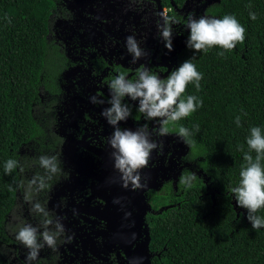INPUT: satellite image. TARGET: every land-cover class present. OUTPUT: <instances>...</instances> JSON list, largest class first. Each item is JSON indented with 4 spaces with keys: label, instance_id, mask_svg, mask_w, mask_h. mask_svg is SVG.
Returning a JSON list of instances; mask_svg holds the SVG:
<instances>
[{
    "label": "trees",
    "instance_id": "obj_1",
    "mask_svg": "<svg viewBox=\"0 0 264 264\" xmlns=\"http://www.w3.org/2000/svg\"><path fill=\"white\" fill-rule=\"evenodd\" d=\"M55 1L0 0V264H9L1 246L12 242L7 226L22 192L20 151L31 143L43 144L47 134L37 109L40 94L56 90L55 51L48 41ZM186 1L163 4L180 8ZM250 12L256 13L255 20ZM203 13L214 19L234 16L245 39L231 51L216 46L194 52L187 46V19L194 14L174 15L185 29L176 69L190 60L203 77L199 91L190 83L181 97L194 95L203 106L176 125L191 133L186 159L205 185L199 181L180 196L154 198L162 209L151 215V264H264V227H251L231 193L246 166L251 128L264 134V0H218ZM250 154L255 159L256 153ZM10 159L18 166L6 173ZM254 215L264 219V208Z\"/></svg>",
    "mask_w": 264,
    "mask_h": 264
},
{
    "label": "flooded vegetation",
    "instance_id": "obj_2",
    "mask_svg": "<svg viewBox=\"0 0 264 264\" xmlns=\"http://www.w3.org/2000/svg\"><path fill=\"white\" fill-rule=\"evenodd\" d=\"M132 1L139 8L147 4L154 7L153 38L142 40L136 29L124 30L123 24L104 26L79 15L68 36L56 32L50 37L49 30L48 41L55 51L52 64L56 72V90L52 96L67 104L70 124V129L65 131L54 126L55 140L67 162L66 171L57 172L53 184L57 188L53 191V199H57L56 213L55 208H51L64 227L56 245L57 264H151V215L162 209L154 198L169 196L166 187L182 190L180 194H173L180 196L186 187L179 182V177L194 173L186 159L190 146L178 136L177 125L169 124L168 134L159 135L162 126L159 120H148L137 110L138 102L127 97L124 102L131 107V116L118 127L135 131L147 124L151 139L158 147L151 153L148 167L140 171L141 183L145 185L142 189L123 187L120 174L113 167V150L108 139L114 129L101 115L110 106L108 85L121 72L126 73V78L134 79L142 67L166 79L176 70V52L185 31L174 15H187L179 14L176 10L179 8L172 4L165 6L163 0ZM60 3L61 0L55 1L50 24L53 17L57 21L63 19V13H57ZM163 14L178 21L173 25L172 52L164 47L158 31ZM194 17L197 18L195 14ZM69 19L70 23L74 16ZM128 36H134L146 53L136 63H132V54L126 48ZM92 97L104 102L93 103ZM57 108L62 113L63 107L58 105ZM181 144L182 149L177 152ZM194 174L202 179L200 173ZM75 246L78 256L70 253Z\"/></svg>",
    "mask_w": 264,
    "mask_h": 264
},
{
    "label": "clouds",
    "instance_id": "obj_3",
    "mask_svg": "<svg viewBox=\"0 0 264 264\" xmlns=\"http://www.w3.org/2000/svg\"><path fill=\"white\" fill-rule=\"evenodd\" d=\"M249 17L252 20L257 18L254 12H250ZM177 23L178 21L173 17L163 14L162 23L158 25V31L168 52L174 50L173 25ZM187 28L189 30L187 46L194 52H207L208 49L216 46L225 51H231L235 49L237 43H243L245 39L244 27L230 15L222 19L207 17L196 19L190 15L187 19ZM126 48L132 54V63H136L146 54L134 36L126 38ZM218 55L223 56L224 53L221 52ZM202 78V73L196 70V66L190 60H186L166 79H161L147 67H142L134 79L126 78V73L121 72L111 80L108 85L110 99L107 101L110 106L104 109L101 115L114 129L108 143L113 150L111 153L113 167L120 174L123 187L130 186L133 190L145 187L141 183L140 171L148 167L151 153L158 147L157 143L151 139L147 124L135 131L118 127L120 122L126 121L131 116V107L124 102V98L138 102L137 110L148 120L158 119L162 125L159 128V135H167L169 124L175 125L203 106V101L198 100L194 95L181 98L190 83H193L199 91ZM92 102L103 103L104 101H98L96 97H92ZM235 122L239 126L240 118L237 117ZM196 130L199 131V126ZM177 132L185 143H191L188 139L191 136L188 128L180 126ZM246 143L250 152L254 151L256 156L254 159L250 152L244 154L246 166L239 173V185L233 187L231 193L235 198L236 206L246 210V219L251 227L258 229L264 227V219L254 215L264 208V168L261 166V159L264 158V134L259 127L251 128L250 137ZM39 164L48 174L34 176L28 182L29 192L38 193L48 188L47 181L51 179L52 174L60 171L55 156H41ZM17 166V162L10 159L6 162L5 172L11 173ZM197 179L194 173L188 172L179 177V182L186 188H191ZM13 190L9 186V191ZM32 210L44 217L43 231L25 224L20 227L16 235V239L28 249L27 260L29 261L36 260L45 246L55 248L58 238L64 233V227L60 221H54L39 202L33 203ZM70 241L69 236L68 242Z\"/></svg>",
    "mask_w": 264,
    "mask_h": 264
},
{
    "label": "rangeland",
    "instance_id": "obj_4",
    "mask_svg": "<svg viewBox=\"0 0 264 264\" xmlns=\"http://www.w3.org/2000/svg\"><path fill=\"white\" fill-rule=\"evenodd\" d=\"M216 2H218V0H188L181 8L176 10L181 15L194 13L197 16L196 19H199L200 17H207L203 13L205 7ZM139 7L140 6H137L132 0H61L57 13H63V19L61 21H57L55 17L51 19L49 29L50 37H54L56 32L68 36L75 24L74 20L76 19V15H79L83 16L85 19H87L88 16L92 22L101 23L104 26L123 24L124 30L131 31L132 29H136L142 40H148L150 37L153 38L156 29L154 7L148 4L144 8ZM71 15L74 16V19L69 23L68 21L71 20L69 16ZM99 35L100 38L103 37L101 34ZM58 105L63 107L62 113L59 112L57 108ZM66 108L67 104L65 102H60L58 98L52 96L50 93L43 92L40 94L37 114L41 125L45 130L47 129V134L43 141L44 145L41 143H31L20 151V166L22 170L21 191L23 193L19 192V207L11 216L7 226V234L12 242L10 244L4 243L1 246L4 259H8L12 264H57V246L55 248H48L45 246L40 251L36 260L29 261L27 260L28 249L16 239V235L20 227L25 224H30L40 231H43L42 221L44 217L32 210V205L35 202H39L44 206L50 213L51 218L54 221L56 220L57 199H53V191L57 189L56 186H53L56 173L52 174L51 179L47 181L49 187L38 193L35 191H28V182L34 176H44L48 174L39 164V157L41 156H55L58 160L60 172L66 171L67 162L63 156L62 148L55 140L56 134L54 135V126L59 127L61 131L70 129V124L67 119L69 112ZM181 149L182 144L177 146L176 151L180 152ZM199 181L205 185L201 177H198L193 183ZM165 189L169 195L180 194L182 192V190H170L168 187ZM51 206L55 208V213ZM239 211L240 210H237V212ZM72 249L70 253L74 256H78V249L76 246L74 248L72 247Z\"/></svg>",
    "mask_w": 264,
    "mask_h": 264
},
{
    "label": "water",
    "instance_id": "obj_5",
    "mask_svg": "<svg viewBox=\"0 0 264 264\" xmlns=\"http://www.w3.org/2000/svg\"><path fill=\"white\" fill-rule=\"evenodd\" d=\"M122 241H125V238H123V240Z\"/></svg>",
    "mask_w": 264,
    "mask_h": 264
}]
</instances>
